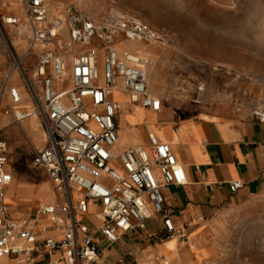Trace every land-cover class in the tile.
Wrapping results in <instances>:
<instances>
[{
	"label": "built area",
	"instance_id": "1",
	"mask_svg": "<svg viewBox=\"0 0 264 264\" xmlns=\"http://www.w3.org/2000/svg\"><path fill=\"white\" fill-rule=\"evenodd\" d=\"M60 1L21 0L23 16L0 15V33L6 40L3 25L25 30L26 56L38 45L51 46L33 53L36 65L27 70L7 40L12 67L24 81L30 105L23 107L17 89L3 85L0 114L12 115L17 123L32 117L40 120L45 141L31 166L42 170L62 197L57 205L41 206L33 217L12 216L5 202L11 178L4 171L8 158L0 130V261L34 264L47 256L45 264H99L103 251L95 241L96 231L84 222L95 206L98 210L92 215L101 222L99 231L109 243L118 241V232L145 229L155 215L162 217L166 239L187 240L186 230L174 225L164 203L165 188L187 183L171 147L150 135L149 150L117 148L122 107L115 94H125L131 106L153 112L162 107L161 99L151 93L147 62L121 46L161 43L162 36L137 16L119 11L94 21L66 5L50 17L51 4ZM65 33L70 45L80 47L70 70L56 54V48H70L63 44ZM6 93L12 107H3ZM255 114L264 122V114ZM242 188L240 181L230 185L232 193Z\"/></svg>",
	"mask_w": 264,
	"mask_h": 264
},
{
	"label": "crops",
	"instance_id": "2",
	"mask_svg": "<svg viewBox=\"0 0 264 264\" xmlns=\"http://www.w3.org/2000/svg\"><path fill=\"white\" fill-rule=\"evenodd\" d=\"M21 5V0L17 1L16 9L7 12L20 15L17 11L22 12ZM5 9L4 6L2 10ZM18 50L23 54V66L32 70L36 55H25L24 42L19 43ZM3 85L17 89L23 107L30 105L21 75L6 62H0V93ZM158 92L156 96L151 91L161 99V110L143 109L147 112L144 116L138 113L140 107L130 105L125 94H115L121 104L116 96L124 99L130 121L122 117L121 108L119 131L127 123L128 128L136 129L143 136L141 145L117 148L149 150L150 135L171 147L184 168L187 183L165 188L164 203L174 225L186 230L187 240L166 239L162 217L155 215L147 221L145 229L118 232V241L109 243L99 231L101 222L92 215L98 210L95 206L84 222L96 231L95 241L103 251L99 264H163L165 261L169 264H256L257 256L259 264L264 263V232H260L259 248L251 251L239 246L242 243L234 235L235 229L247 222L254 221L264 227V122L249 105H240L236 99L215 92V82L203 94H197L192 88L181 94L165 87ZM6 106L12 107L7 93L3 98V107ZM0 130L8 158L4 171L11 178L5 189V202L12 216L15 219L33 217L41 206L62 201L46 174L31 166L45 141L40 120L32 117L17 123L12 115L2 112ZM28 163L38 173L34 179L20 169ZM236 181L242 182L243 188L232 193L230 185ZM50 188L54 201L43 202L41 195ZM25 212L30 214L24 216ZM48 259L41 256L34 264H45ZM8 261L23 264L18 260Z\"/></svg>",
	"mask_w": 264,
	"mask_h": 264
},
{
	"label": "rangeland",
	"instance_id": "3",
	"mask_svg": "<svg viewBox=\"0 0 264 264\" xmlns=\"http://www.w3.org/2000/svg\"><path fill=\"white\" fill-rule=\"evenodd\" d=\"M17 1L20 0H0L2 4H17ZM60 2L58 7L57 3L51 4L54 11H51L50 17L57 14V9L62 10L66 5H73L94 21H100L109 13L119 11L137 16L159 33L163 38L161 43H134L138 51L131 50L149 61L145 60L148 63L146 69L152 74V93L158 95V91L165 87L175 94H181L190 88L195 89L197 94H203L208 87L213 88L215 82V92L232 97L240 105H249L256 112L264 114V0ZM0 15L7 17L11 14L0 9ZM15 16H23V12ZM3 26L4 29L6 27L5 34L8 27L11 29V39L8 37L7 40L14 50V56L22 59L23 54L18 50V45L24 42L26 50L28 48L25 30L22 27H18V30L11 25ZM7 40L0 33V62L14 65L13 53ZM63 42L70 48H56V54L67 62L70 70L73 57L80 47L70 45L68 33L63 35ZM48 48L51 46L38 45L32 54ZM141 51L146 54H141ZM99 69L102 76V64H99ZM20 169L32 179L38 176L29 163L23 164ZM50 190L51 188L49 193ZM50 194L54 201V194ZM42 201L48 202L44 198ZM25 213L24 216L30 214ZM260 232H264V227L254 221L247 222L235 229V240L242 243L239 246L243 249H258ZM248 234L251 236L250 244ZM259 259L257 256L256 264H259Z\"/></svg>",
	"mask_w": 264,
	"mask_h": 264
},
{
	"label": "bare ground",
	"instance_id": "4",
	"mask_svg": "<svg viewBox=\"0 0 264 264\" xmlns=\"http://www.w3.org/2000/svg\"><path fill=\"white\" fill-rule=\"evenodd\" d=\"M17 4L13 3V2H8V3H3L0 2V9H2L4 6L6 7L5 10L7 11H12L13 9H16ZM51 11H54V7L51 6ZM17 13H19L20 15L22 14L21 11H17ZM8 26V25H7ZM5 30H6V27H5ZM10 30V31H9ZM19 30V29H18ZM19 35V34H18ZM11 29L8 27L7 28V34H6V37L10 38L11 39ZM5 37V36H4ZM10 43V42H9ZM15 46V45H14ZM136 46V44L134 43H125L123 44L121 47L123 49H126V50H132V51H135L137 50L138 48H134ZM14 51V50H13ZM138 51V50H137ZM14 53V52H13ZM141 54H146L144 51H141ZM70 55V54H69ZM16 56V55H15ZM73 56V55H72ZM146 61H148V59H145ZM149 62V61H148ZM148 64V63H147ZM147 74H148V82H149V87H151V90L153 89L152 88V85H153V82H152V74H151V71H148L147 69ZM151 80V81H150ZM156 90V89H155ZM157 95V94H155ZM158 96V95H157ZM117 98L121 99L122 101V109H123V115L122 117L123 118H126L127 121L130 123V121L128 120L129 119V113L127 112V108H126V103L124 101V99L120 96H116ZM142 109V108H141ZM138 110V113L141 115V116H144L146 115L145 113V110H140L139 108H137ZM130 111V110H128ZM150 112V111H149ZM149 114V113H148ZM131 115V114H130ZM132 116V115H131ZM138 117V116H137ZM132 118L134 119V116H132ZM125 121V120H124ZM138 121V119H137ZM143 121V120H142ZM146 122V120H145ZM132 126V125H131ZM122 127V126H121ZM119 135H120V138H119V144H118V147H121V146H136V145H139V144H142L143 143V136L140 132H138L136 129H130L128 128L127 126V123L124 127H122V129L119 131ZM53 193L52 190H50V193ZM48 192H46L45 194L42 195V198L41 199H45L46 201L48 202H52L53 201V196L51 195ZM0 264H11L10 261L8 260H2L0 261Z\"/></svg>",
	"mask_w": 264,
	"mask_h": 264
}]
</instances>
